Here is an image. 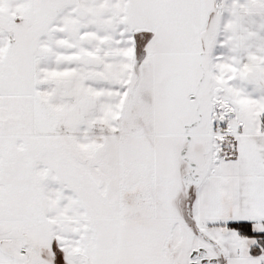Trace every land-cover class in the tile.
Listing matches in <instances>:
<instances>
[{
  "label": "snow or ice",
  "instance_id": "6c2138e0",
  "mask_svg": "<svg viewBox=\"0 0 264 264\" xmlns=\"http://www.w3.org/2000/svg\"><path fill=\"white\" fill-rule=\"evenodd\" d=\"M0 264H264V0H0Z\"/></svg>",
  "mask_w": 264,
  "mask_h": 264
}]
</instances>
